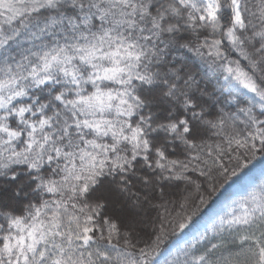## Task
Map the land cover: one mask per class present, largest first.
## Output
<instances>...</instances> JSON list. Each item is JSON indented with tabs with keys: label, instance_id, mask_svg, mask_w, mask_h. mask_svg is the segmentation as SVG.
Masks as SVG:
<instances>
[{
	"label": "snow or ice",
	"instance_id": "6c2138e0",
	"mask_svg": "<svg viewBox=\"0 0 264 264\" xmlns=\"http://www.w3.org/2000/svg\"><path fill=\"white\" fill-rule=\"evenodd\" d=\"M260 157L264 0H0V264H158ZM179 255L264 264V183Z\"/></svg>",
	"mask_w": 264,
	"mask_h": 264
},
{
	"label": "trees",
	"instance_id": "16d2710c",
	"mask_svg": "<svg viewBox=\"0 0 264 264\" xmlns=\"http://www.w3.org/2000/svg\"><path fill=\"white\" fill-rule=\"evenodd\" d=\"M215 82L213 81V84ZM226 111H235V107L231 104L225 105ZM179 155V153H177ZM180 158H183L182 156ZM229 164V168L233 164L229 163L227 159L224 161ZM222 178L215 177L213 180L205 182V188H210L212 183H216V191L211 192L206 191L202 193L204 195V204H200L197 201L198 211L193 217L192 223L189 225L188 229L184 232L177 231V234L173 235L169 232L166 241L161 244L159 254L156 259L158 264H164L166 260L177 261V264H183L184 257L180 254L184 246L192 242L197 236H199L206 227L216 221L219 216L228 212L233 206L234 202L240 201L248 197L252 192L258 190L261 183H264V157H260L253 161L247 169L239 174L237 177H233L230 181L221 185L219 181ZM133 192L136 188L132 189ZM164 199L178 200L182 194H187L184 185L181 183L180 187L175 186V182L172 185H166L164 188ZM192 197L196 196L193 191L190 193ZM154 195L159 198V190L154 193ZM191 208V205H189ZM112 210L110 209V212ZM177 211L179 209L177 208ZM146 224L150 221L155 220L157 216V210L152 209L150 206L145 208ZM146 231L150 232L151 228L146 227Z\"/></svg>",
	"mask_w": 264,
	"mask_h": 264
}]
</instances>
